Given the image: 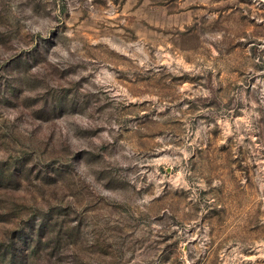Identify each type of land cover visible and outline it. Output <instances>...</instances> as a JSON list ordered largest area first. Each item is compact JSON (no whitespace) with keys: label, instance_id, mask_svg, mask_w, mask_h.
<instances>
[{"label":"rangeland","instance_id":"374dc122","mask_svg":"<svg viewBox=\"0 0 264 264\" xmlns=\"http://www.w3.org/2000/svg\"><path fill=\"white\" fill-rule=\"evenodd\" d=\"M0 264H264V0H0Z\"/></svg>","mask_w":264,"mask_h":264}]
</instances>
